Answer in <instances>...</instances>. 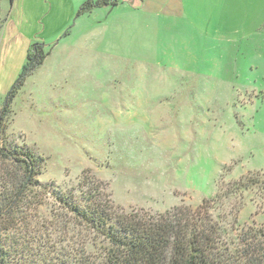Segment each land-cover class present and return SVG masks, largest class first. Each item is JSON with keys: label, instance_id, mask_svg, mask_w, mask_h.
<instances>
[{"label": "rangeland", "instance_id": "obj_1", "mask_svg": "<svg viewBox=\"0 0 264 264\" xmlns=\"http://www.w3.org/2000/svg\"><path fill=\"white\" fill-rule=\"evenodd\" d=\"M81 3L0 0V112L30 46L47 53L0 124L4 143L32 148L39 183L68 192L88 178L125 211L155 215L196 208L218 180L264 175V0ZM17 169L0 159V175ZM33 193L3 243L15 260L30 243L60 262L49 252L79 228ZM237 221L264 224V190Z\"/></svg>", "mask_w": 264, "mask_h": 264}, {"label": "trees", "instance_id": "obj_2", "mask_svg": "<svg viewBox=\"0 0 264 264\" xmlns=\"http://www.w3.org/2000/svg\"><path fill=\"white\" fill-rule=\"evenodd\" d=\"M108 3L109 0H86L78 12ZM46 56L40 43L30 46L26 63L7 93L0 124L25 77ZM2 132L0 128V159L18 169L0 175V264H34V256L40 253L33 252L29 243L25 246L30 248L26 256L15 260L1 236V232L23 224L29 197L39 203L33 191L49 192L56 210L69 215V221L79 228L77 243L70 248L66 245L65 256L57 249L48 251L59 254L60 262H49L43 254L38 256L40 264H264V224L240 225L237 221L249 194L262 198L263 174L248 172L226 183L218 180L215 194L203 198L196 208L178 204L155 215L125 211L99 191L101 185L88 178L68 192L53 184L39 183L34 178L38 160L32 148L11 147L4 143ZM88 234L90 237L85 239Z\"/></svg>", "mask_w": 264, "mask_h": 264}, {"label": "crops", "instance_id": "obj_3", "mask_svg": "<svg viewBox=\"0 0 264 264\" xmlns=\"http://www.w3.org/2000/svg\"><path fill=\"white\" fill-rule=\"evenodd\" d=\"M68 2H69V0H67ZM77 1H80V3L83 1V0H77ZM228 2H230L231 3V5H233V3H234V1H236V0H227ZM264 8V7H263ZM231 21V20H230ZM261 25H263V24H259L258 25V27H260ZM257 27V28H258Z\"/></svg>", "mask_w": 264, "mask_h": 264}, {"label": "water", "instance_id": "obj_4", "mask_svg": "<svg viewBox=\"0 0 264 264\" xmlns=\"http://www.w3.org/2000/svg\"><path fill=\"white\" fill-rule=\"evenodd\" d=\"M5 103H6V100H5V102H4V105H5Z\"/></svg>", "mask_w": 264, "mask_h": 264}]
</instances>
